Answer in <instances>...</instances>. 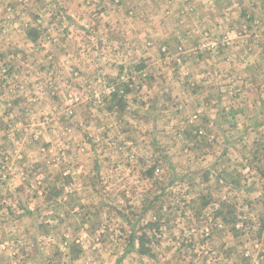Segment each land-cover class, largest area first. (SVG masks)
<instances>
[{
	"label": "rangeland",
	"instance_id": "obj_1",
	"mask_svg": "<svg viewBox=\"0 0 264 264\" xmlns=\"http://www.w3.org/2000/svg\"><path fill=\"white\" fill-rule=\"evenodd\" d=\"M164 142L264 175V0H0V264H264V210L183 205Z\"/></svg>",
	"mask_w": 264,
	"mask_h": 264
},
{
	"label": "crops",
	"instance_id": "obj_2",
	"mask_svg": "<svg viewBox=\"0 0 264 264\" xmlns=\"http://www.w3.org/2000/svg\"><path fill=\"white\" fill-rule=\"evenodd\" d=\"M174 1L175 0H173V2ZM178 1L180 2V0H178ZM181 1L185 2L186 0H181ZM167 14L172 15V12H169ZM228 32H229V34L234 33L235 28H229ZM120 100L122 101V99H120ZM107 101H109V97H107ZM114 105H116V104L114 103ZM113 107L115 108V106H113ZM113 107L107 108L109 115L115 114L116 109H113ZM170 108H171V106H170ZM135 110H136V113H138V117L136 119L140 123L139 130H141L142 133L145 131L150 133L149 128L152 127L151 122H150L152 119L151 113H148V112L144 113L143 110L140 111L139 107H136V106H135ZM168 110L172 114L171 110L170 109H168ZM214 112L219 114L220 116L225 115L224 113H222V111H219L218 109H215ZM232 114H233V111H231V115ZM143 116H149L150 118L145 119ZM202 117H203V115H202ZM105 119L107 120L106 115H105ZM171 120H172V118L169 121H167V124L164 127L165 130L170 125L173 124ZM116 122H119V120H117ZM201 122H204V120L202 119ZM212 125L214 128H216L219 126V123H217V120H216ZM102 126H108V125L107 124L105 125L102 123ZM110 126L113 128V125H110ZM204 126L206 127V124ZM181 128L182 129L185 128L184 124L181 126ZM111 131L113 132V129ZM121 136H122V134H121ZM147 136L149 139L150 134H148ZM138 137H139L138 142H142L143 140H146L145 137H140V136H138ZM214 137H215V135H214ZM212 138H213V136H211V139ZM189 139L194 140V136L192 137L191 135H189ZM209 139H210V136H209ZM209 139H207V140L204 139L200 143L193 141L192 144H189L188 146L185 143V145L184 144L182 145L181 149H185L184 152H186L187 148L191 147L190 150L193 149L192 151H194V154L201 155V153H198L201 151L199 148H202V146L200 144H206L205 146L210 147L211 149H213V152H214V140H209ZM150 141H151V139H150ZM147 143L148 142H146V144H144V146H142V147L146 149L145 146L147 145ZM118 144H120V143H118ZM137 145H140V144H137ZM234 145H235V143L233 144V146ZM159 146L161 148L169 151L170 154L167 152V154L169 156L167 163L169 165L173 164L175 166V162L173 161V159L171 157L173 152L176 151L175 155L180 154V156L178 158L179 164H177V165L180 166L182 169V164H183V162L186 161L185 159L187 158V156L181 154V150H177L176 147H174L169 142H164V145H159ZM121 147L122 146H118L117 148L121 149ZM213 152H211V153H213ZM224 153H226V150L222 151V154H224ZM119 155H121V154L119 153ZM198 157L201 158V160L209 158L208 155H205L203 157L202 156H198ZM112 158H114V157H112ZM222 159H224V156L219 158L218 161H221V164L229 165L230 162H227L226 159H225V161L224 160L222 161ZM112 160H114V159H112ZM112 160L107 159V161H106L107 164L111 165V168L116 166V163L118 161L120 162V160H118V159H115L117 161H112ZM240 163H241V171H240L241 173L240 174L229 173L225 169V171H223L224 176L222 178L221 177L217 178L215 176L214 172L212 171V165L211 164H209V166H207V165L203 166L201 170H196V172L191 173V174L186 173V171H184L182 169V171L180 173L179 180H180L181 184L183 183V185H184L186 183V185H187L185 189L182 185V195L181 196H183L186 200L185 203H183V205H187L188 208L191 207L192 210H194L193 205L197 206V208H195L194 211L208 212L209 214L213 213V215H212V218L214 219L213 221L218 220V217L223 216L226 212H236V211H239V212L242 211L244 213L250 212V211H252V207L254 205H257L258 209L264 210V207H262L264 205L260 204V203L264 202V192L262 191V188L259 187L257 184L251 183L254 181L264 182V175L261 172H259L252 165L253 159H251L250 161L245 159V160H243V162L240 161ZM88 168H86V171L84 172V174L88 173ZM90 172H92V171H90ZM93 175H94V173L90 174V176H93ZM92 180H93V178H92ZM223 180L225 181V184H224ZM218 182H220V184L216 185L218 187L215 188V186H212L213 183H218ZM251 184H254L256 186V188L255 187L251 188L250 187ZM189 185H190V187L188 188ZM223 187H225V188H223ZM236 195H237V197H235ZM240 207H242V208H240ZM224 211H226V212H224ZM247 214H249V213H247ZM249 216L253 222L256 220V218H254L252 215L249 214ZM210 220H212V219L210 218ZM222 220L223 221H221V224H223V226H226L225 219L222 218ZM234 220H235V218H233L232 221H234Z\"/></svg>",
	"mask_w": 264,
	"mask_h": 264
},
{
	"label": "trees",
	"instance_id": "obj_3",
	"mask_svg": "<svg viewBox=\"0 0 264 264\" xmlns=\"http://www.w3.org/2000/svg\"><path fill=\"white\" fill-rule=\"evenodd\" d=\"M140 246L142 247L143 246V244L142 243H140ZM146 253V252H145Z\"/></svg>",
	"mask_w": 264,
	"mask_h": 264
}]
</instances>
